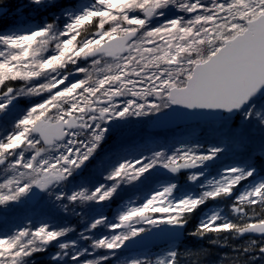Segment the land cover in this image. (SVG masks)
<instances>
[{
	"label": "snow or ice",
	"instance_id": "obj_1",
	"mask_svg": "<svg viewBox=\"0 0 264 264\" xmlns=\"http://www.w3.org/2000/svg\"><path fill=\"white\" fill-rule=\"evenodd\" d=\"M261 254L264 0H0V264Z\"/></svg>",
	"mask_w": 264,
	"mask_h": 264
},
{
	"label": "trees",
	"instance_id": "obj_2",
	"mask_svg": "<svg viewBox=\"0 0 264 264\" xmlns=\"http://www.w3.org/2000/svg\"><path fill=\"white\" fill-rule=\"evenodd\" d=\"M232 242L238 244L236 240H233ZM218 251H219V252H228V251H229V248H227V247H220V248L218 249ZM251 262H252V261H250L249 264H250ZM251 264H252V263H251ZM253 264H256V263L254 262ZM262 264H264V263H262Z\"/></svg>",
	"mask_w": 264,
	"mask_h": 264
}]
</instances>
